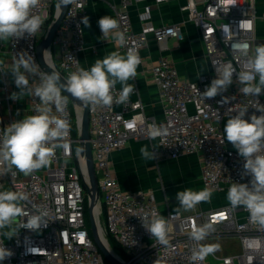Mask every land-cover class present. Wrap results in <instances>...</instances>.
<instances>
[{
    "label": "built area",
    "instance_id": "1",
    "mask_svg": "<svg viewBox=\"0 0 264 264\" xmlns=\"http://www.w3.org/2000/svg\"><path fill=\"white\" fill-rule=\"evenodd\" d=\"M140 0H120L115 9L119 30L123 31L127 43L116 46V51L126 53L129 47L141 51L153 38L161 50L167 48L169 40L181 42L185 39L184 24H168L156 27L147 22L153 6L174 0H154L145 6L141 15L146 21L140 32L133 30L130 6ZM250 0H187L181 6L187 21L200 32V39L208 57L212 73L200 76L197 81L183 79L174 62L162 57L150 69L151 81L162 96L163 118L147 117L140 99L131 100L111 107L88 105L90 145L100 190V222L109 242L113 239L122 250L121 259L128 264H192L190 257L196 242L190 239L193 225L212 223L213 230L201 241L203 245L219 244V249L196 264H264V228L250 221L243 207L233 209L228 203L209 211L183 214L168 209L163 213L153 191L124 190L110 170L109 157L112 152L124 148L130 140L150 141L156 160H176L185 155H196L201 165V179L205 189L227 195L233 182L249 183L251 177L244 174L243 158L230 142L224 138L223 128L230 115L248 107L245 119L252 114L261 115L255 108L264 105V93L253 98L240 91L233 76V83L226 92L214 98L204 99L201 95L216 78L215 66L231 63L236 72L245 70L248 57L254 54L257 45L264 44L257 36L258 16L249 7ZM90 0H73L55 34L53 45L59 47L57 62L52 52L55 68L65 77L75 71L84 49V24ZM255 0H253V3ZM56 0H40L34 14L45 16L41 30L34 36L9 42H0V130L25 116L35 115L39 103L36 97H24L25 103L12 100L13 92H19L11 74L12 65L20 52L26 51L35 58L40 70L37 46L47 23L52 20ZM247 45V49H245ZM247 51L248 56L244 54ZM84 68V67H83ZM87 69V68H85ZM38 80L29 77L30 86ZM117 86L113 96L118 97ZM62 95H64L62 91ZM65 96V95H64ZM66 97V96H65ZM67 99L66 114L70 121V132L66 138L69 151L56 150L51 163L29 176L7 174L0 177V191H23L29 196L24 202L29 214L37 209L47 211V227L32 231L21 229L12 239L0 235L4 246L14 253L0 264H108L104 259L87 227L85 218L86 196L84 180H87L85 160L76 155L78 141L74 137L77 125L75 108ZM164 125L168 134L163 138L151 139L147 135L149 125ZM151 213L164 216L169 222L170 246L157 243L143 227L139 217L150 218ZM25 219V218H21ZM237 241L236 253L230 254L229 242ZM110 244V243H109ZM110 247L115 251V249ZM224 249L226 253H221ZM212 259L215 263H211Z\"/></svg>",
    "mask_w": 264,
    "mask_h": 264
},
{
    "label": "clouds",
    "instance_id": "2",
    "mask_svg": "<svg viewBox=\"0 0 264 264\" xmlns=\"http://www.w3.org/2000/svg\"><path fill=\"white\" fill-rule=\"evenodd\" d=\"M72 2L73 0H64L65 4ZM39 4L40 0H0V42L19 40L26 35L34 37L41 30L46 18L34 14ZM81 22L85 27H90L87 16ZM98 26L104 40L111 35L119 47L126 45L125 33L119 30L116 19L105 15L98 20ZM244 47L247 49V45ZM244 54L248 56L247 51ZM50 55L49 51H44L43 59L46 64V57ZM69 58L75 60L77 65L80 63L72 57ZM141 62L137 48L129 47L124 54L113 51L96 59L88 69L77 67L67 76L65 83H61L57 72H42L32 55L26 51L20 52L10 71L20 91L13 92L10 99L15 101L24 97H36L39 103L35 108V115L25 116L0 130V177L10 174L14 178L18 173L29 176L48 166L57 149L62 148L66 153L69 151V145L65 141L71 125L66 114L67 99L62 91H67L85 105L111 107L114 102L123 104L134 91V85L128 82L136 78L137 67ZM215 68L216 78L201 93L204 99L226 92L233 83L234 74L243 95L257 98L264 93V44L256 46L254 54L248 57L245 70L236 72L231 63ZM30 76L38 80L34 86L29 84ZM118 83L121 91L118 97H114L112 93ZM256 101L258 106L255 109L261 115L252 114L245 119L248 107L240 108L235 115L228 117L223 128L224 138L243 158L244 174L251 177L249 183L233 182L228 188L227 200L233 209L245 208L250 221L264 228V105L258 99ZM167 134L168 129L164 125L158 126L155 123L149 125L147 130L151 139L163 138ZM81 151L80 148L76 149L78 157ZM140 152L146 160L156 158L154 149L150 151L147 146L142 147ZM211 196L209 189H184L177 192L176 199L179 208L189 211L199 203L209 201ZM28 200V194L23 191H0V235L12 239L21 229L36 231L42 226L47 227L49 213L39 209L32 214L27 213L24 202ZM139 218L158 244L170 246L169 222L164 216L151 213L150 218L147 215ZM212 230V223L193 225L189 234L190 239L196 242L190 257L192 264L203 261L219 249L218 244H200ZM13 254L12 250L4 246V241L0 240V262ZM154 264H160V261L155 260Z\"/></svg>",
    "mask_w": 264,
    "mask_h": 264
},
{
    "label": "crops",
    "instance_id": "3",
    "mask_svg": "<svg viewBox=\"0 0 264 264\" xmlns=\"http://www.w3.org/2000/svg\"><path fill=\"white\" fill-rule=\"evenodd\" d=\"M120 0H90L86 15L89 18L90 27L84 26V49L79 59L84 68H90L96 59L103 58L116 51L117 44L110 35L107 40L101 36L98 20L105 16L114 19L115 9ZM154 0H140L130 6V17L135 32H140L146 21L142 20L141 13L145 6L152 5ZM187 0H174L160 6H153L150 19L147 21L156 27L168 24H184L185 39L178 42L171 39L167 48L161 50L153 38L141 51V64L137 67V76L128 83L134 85V91L129 99H140L144 105V113L147 117L161 120L163 118L162 96L157 87L151 81L150 69L162 57H166L175 63L179 75L186 80L197 81L200 76L212 73L208 57L200 39V32L187 16L181 11V6ZM249 7L255 9L257 21V36L264 41V0L249 1ZM124 54V53H121ZM121 89V85H116ZM18 89V88H17ZM26 99L22 98L18 103L22 105ZM147 146L152 150L150 141L130 140L127 145L111 153L109 157L110 170L116 176L124 190L153 191L155 200L163 213L168 209L180 211L183 214H191L195 211H209L227 205V195L222 196L212 192L209 201L199 203L194 209L185 211L179 208L176 194L184 189L193 191L204 190L201 179V165L198 156L185 155L176 160H146L142 157L140 149Z\"/></svg>",
    "mask_w": 264,
    "mask_h": 264
},
{
    "label": "water",
    "instance_id": "4",
    "mask_svg": "<svg viewBox=\"0 0 264 264\" xmlns=\"http://www.w3.org/2000/svg\"><path fill=\"white\" fill-rule=\"evenodd\" d=\"M68 6L69 4H65L64 0H56V10L53 20L49 24L44 38L37 46V55L41 66L48 73H51L52 71L57 72L61 77V83H65L66 78L55 68L51 55L46 57L47 64L44 62L43 53L45 50L51 53L55 34L61 26L63 19L65 18ZM63 93L71 101L73 107L76 110L75 114L78 128L77 141L78 148L82 149L80 155L85 160L87 180H84V186L87 191L88 212L91 224L90 231L94 243L108 264H128L127 262H124L121 257L110 247V244L103 232V228L100 225V190L94 167L92 149L89 142L90 133L88 105L81 103L79 100L72 97L67 91H63ZM79 112L81 114L80 118ZM96 210H98L97 217L95 214Z\"/></svg>",
    "mask_w": 264,
    "mask_h": 264
},
{
    "label": "rangeland",
    "instance_id": "5",
    "mask_svg": "<svg viewBox=\"0 0 264 264\" xmlns=\"http://www.w3.org/2000/svg\"><path fill=\"white\" fill-rule=\"evenodd\" d=\"M48 26H49V25H48ZM48 26L46 27V29H45L44 32L42 33L41 40L44 38ZM41 40H40V41H41ZM51 52H52V56H53L55 62H57L56 59H57V55L59 54V47H58L57 45L52 46ZM218 194L221 195L220 193H218ZM85 196H86V202L88 203V199H87V191H86V189H85ZM222 196L225 197L224 194H222ZM88 213H89V212H88ZM99 219H100V222H102V220H103V216H102V215H99ZM214 244L225 245L224 242H219V243H214ZM214 244H213V245H214ZM228 245H230V248H229V250H228L229 253H230V254H234V253H236V251H237V249H238V243H237V241L229 242ZM117 248H118L117 251H118V252L120 251V253H122L121 248H120L119 246H118ZM117 251H115V252L118 254ZM221 253H226V251H225L224 249H221ZM208 260H209L211 263H215V261L212 260V259H208Z\"/></svg>",
    "mask_w": 264,
    "mask_h": 264
},
{
    "label": "trees",
    "instance_id": "6",
    "mask_svg": "<svg viewBox=\"0 0 264 264\" xmlns=\"http://www.w3.org/2000/svg\"><path fill=\"white\" fill-rule=\"evenodd\" d=\"M54 14H55V7L53 9V15H52V17H54ZM52 20H53V18H52ZM52 20H50V22L47 23V26L51 23ZM73 133H74V137L77 139V137H78V128H77V125L74 126ZM75 148L77 149V145L75 146ZM102 216L104 218V213H103ZM85 218H86L87 227H88V229L90 231L91 224H90V219H89L88 203L87 202H86V208H85ZM90 233H91V231H90ZM108 239H109V243L111 244V246L115 249V251H117L118 250V248H117L118 247V244L113 239H111L110 237ZM118 253L121 255V257H123V254L120 253V251Z\"/></svg>",
    "mask_w": 264,
    "mask_h": 264
},
{
    "label": "bare ground",
    "instance_id": "7",
    "mask_svg": "<svg viewBox=\"0 0 264 264\" xmlns=\"http://www.w3.org/2000/svg\"><path fill=\"white\" fill-rule=\"evenodd\" d=\"M80 117H81V114H80V112H79V118H80ZM97 211H98V210L95 211L96 217H97V215H98Z\"/></svg>",
    "mask_w": 264,
    "mask_h": 264
}]
</instances>
